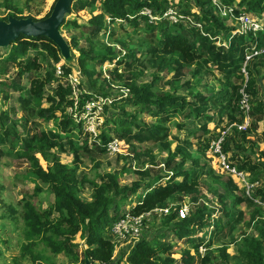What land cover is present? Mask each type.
<instances>
[{
    "label": "trees",
    "instance_id": "1",
    "mask_svg": "<svg viewBox=\"0 0 264 264\" xmlns=\"http://www.w3.org/2000/svg\"><path fill=\"white\" fill-rule=\"evenodd\" d=\"M30 0H26L25 5ZM182 0H73L70 8V14L80 12L85 9L92 10L91 7L96 2L100 4L98 9L94 8L95 12L88 19L89 26H81L82 31H89L90 35L97 34L100 30L106 29V18L110 23L121 21L129 23L137 27L138 21H143L141 27L142 32L152 34V37L157 41L159 47L158 53V69L165 71L166 74H172V78L167 82L172 86L171 90H162L159 93L153 91L155 83L162 79L161 76L153 74L150 82L139 83L135 82L142 73L136 71L130 72L128 81L125 82L129 94L125 99V104L135 108L136 113H128L124 110L123 104H113V117L105 119V125L109 124L107 129L110 130L113 126L115 136L118 138L131 135L133 127L143 123H137L140 114H148L153 121L150 127H145L149 134L160 140L163 149L168 152V158L165 164L171 169V164L178 157L179 162H174L173 176L170 178L156 176L150 183H147L149 189L139 198V203L136 204L130 212L134 215H139L152 210L155 207L167 205V201L178 199L183 200L186 196L194 205L193 209L189 210L188 216L184 219L177 217V212L171 210L170 213L161 219L162 226H167L172 223L170 230L176 236L177 240H185L187 243L193 244L197 249L198 243L194 242L192 236L203 228L211 227L216 234H222V231H232L235 229L233 225L238 217L237 224L242 219L244 213L238 212L237 206L245 202L247 208H253L251 216L254 217L252 229L255 235H246L242 237L243 254L248 260V264H264V219L256 218L259 212L264 211L259 208L250 198H240L234 201L232 191L234 189L231 184L228 188L227 198L228 203L222 201L223 195H219L220 214L226 219L223 223L221 219L213 217L212 210L203 202L198 201L201 195L200 191V174L201 170L194 168L199 166V158L189 153L183 147H177L171 151L170 142L166 141L165 137L170 128L174 127L178 130H186L189 135L193 134L197 125L201 136L210 135L212 133L207 127V124L215 121V118L224 113L226 125L232 123L240 124L244 114L239 108L241 99L240 89H243L250 98L249 116H252L254 125L250 132L255 133V122L264 120V97L257 100L258 91L255 87V79L253 77V67H264L261 63V57L253 59L247 67V80L241 73V61L244 58V49L251 44H256L257 47H264V31L256 32L253 35L239 36L232 38L229 45L224 47H216L215 41L211 38L214 35L220 34L221 31L227 32L223 22L218 14L213 10L212 4L208 0H192L194 6L197 7L198 13L191 10L189 13L191 19L197 20L201 25L204 34L198 32V28L188 27L184 30L181 20L170 23L162 17L163 13L168 9H176V17L185 16L184 11L179 8ZM188 3L190 0H183ZM225 6H235L234 13L252 14L259 18L264 17V0H222ZM2 6L8 10V14L0 20H7L9 17L26 18L31 16L23 15V8L12 0H2ZM53 6V5H52ZM49 12L42 18H46ZM143 9H148L151 15L157 16L159 20L149 24L148 17L142 15ZM194 9V8H193ZM165 23L171 25L165 26ZM210 26L216 27L215 31L209 30ZM78 27L76 21L64 19L60 25V29L69 32L72 28ZM197 28V29H196ZM230 34V32H229ZM228 34V35H229ZM213 35V36H211ZM89 37H86L88 39ZM77 37H72L70 46L77 52L76 59L77 68L83 76L92 78L96 74L94 66H102L105 63H115L118 65L122 60L117 59V54L113 46L99 45L93 46L89 44L87 49L78 47ZM9 54L6 57H1L5 65L17 63L16 75L20 78L32 70H40V63L37 61V56L42 55L46 59H50L53 70V64H61V57L57 47L52 41L45 37H25L20 35L15 41L11 42L7 48ZM29 52H34V56L29 59ZM181 59V60H179ZM172 62L173 65H170ZM182 64H194L193 73L199 74L200 69L205 66H214L219 74L222 75L221 82L224 84L215 93L205 95L200 91L187 97L177 94L180 87V69ZM64 74L71 73V68L65 66ZM5 74V72H3ZM100 74V72H97ZM43 77H35L30 79L28 88V103L35 110V116L43 120L45 123L50 122L54 127V134L61 138L70 135L72 129H77L80 134V124H76L72 116L65 113L66 108L72 105V100L68 99L71 90L68 87H63L56 84V78L53 73L46 70ZM118 79L119 76L115 73ZM55 86L52 91H48L46 86ZM245 87L242 88L243 84ZM186 84H189L187 81ZM18 91L21 87L17 88ZM192 90H196L192 87ZM86 92V91H85ZM90 93H84L80 99L79 105L82 106L84 101L90 97ZM255 99V100H254ZM24 103V102H23ZM45 104V106H43ZM115 105V106H114ZM257 106V115L253 114L252 106ZM116 110V111H115ZM187 112L185 119L193 117L198 121L197 125L183 126L171 120ZM259 114V115H258ZM260 116V117H259ZM141 129V128H139ZM2 130V129H1ZM113 130V129H112ZM142 130V129H141ZM0 131V137L1 133ZM195 134V133H194ZM17 136L16 134L12 137ZM61 136V137H60ZM103 140L106 139L102 135ZM136 139L141 140L137 135ZM247 134L233 128V134L225 140L223 145L224 153H230L232 161L237 165L239 170L254 173L257 171L258 165L250 163L249 151H246L244 143H246ZM87 142L83 141L79 150L85 147ZM74 143H69V148L74 149ZM26 149L12 150L15 156L26 161L31 173L41 183L47 186V189L52 195V202L46 208H37L29 198H22L20 203V211L16 214V210L10 206L7 207L10 216L17 215L21 221L18 254L12 260L11 264H21L20 261H29L30 264H55L52 260L60 254H65L71 259V264L84 263V255H86L91 264H112L114 245L109 234L111 225L121 216L119 203L128 198L129 195H134L140 188V182L134 181L130 186L120 185L118 178L123 175L124 171L114 173L99 174L95 170L94 177L90 179L85 174L78 172V165L64 164L59 159L60 152L64 148L61 145L55 144L54 141L38 140L28 142ZM254 148V145L250 147ZM39 155L45 163L41 165ZM146 154L149 156V161L155 163L154 156L150 152L134 153L136 158ZM187 159L191 160L193 169H184ZM155 165V164H153ZM94 169L98 168V164L94 163ZM144 175H146L144 173ZM206 176L215 181L220 186L223 184L221 176L215 175L210 169ZM161 180L165 182L160 183ZM85 185L92 188V198L90 201L82 200L79 195ZM34 194L40 191L36 184ZM254 197L264 201V190H256ZM260 210V211H259ZM235 213V214H234ZM4 218L3 215H1ZM14 218V216L12 217ZM76 237L83 240L84 249L79 251L76 249ZM174 245L160 242L157 239H145L142 237L128 254H126V263L128 264H177L172 257V248ZM226 247H220L218 251L225 258L224 262H229L230 258L225 255ZM81 258V259H80ZM121 255L119 261L121 260ZM181 261L184 264H192L193 257L187 253L182 256ZM237 264V263H233Z\"/></svg>",
    "mask_w": 264,
    "mask_h": 264
},
{
    "label": "rangeland",
    "instance_id": "2",
    "mask_svg": "<svg viewBox=\"0 0 264 264\" xmlns=\"http://www.w3.org/2000/svg\"><path fill=\"white\" fill-rule=\"evenodd\" d=\"M23 8L24 16H31L37 20L42 19L47 12H49L50 7L53 5L55 0H30L27 5H25L26 0H12ZM176 2L178 0H175ZM211 2L213 10L218 14L227 32L221 31L220 34L214 35L211 38L215 41L216 47H226L232 38H237L239 36L253 35L256 32L264 31V17L259 18L252 14L240 13L235 15V6H225L222 4V0H208ZM100 4L95 3L90 9H85L80 12H73L66 15L65 19L76 21L78 27L72 28L69 32L60 29L64 39L67 41L69 48L71 50L72 58L75 61V65H68L61 63L62 68L65 66L71 68V74L78 78V82L81 84V90L86 91L87 96L101 98L104 105L103 114L102 110H95L94 113L87 116H82L83 120H86L80 126V134H78L77 129H72L70 135L67 137H57L54 134L53 125L48 122L45 123L43 120L35 116V110L27 102L28 100V88L31 78L43 77L46 70H49L54 75V65L53 70L51 66L50 59L42 55L37 56V61L40 63V70H32L31 72L25 74L22 77L16 75L17 63H11L8 66L2 62L0 58V264H11L12 260L18 254V244L20 241V225L21 221L17 216L20 211L19 201L22 198H29L33 205L37 208H46L52 202V195L47 189V186L41 183L36 177L31 173L29 166L26 161L15 156L14 150L26 149L28 142H35L38 140L44 141H54L55 144L61 145L64 148L60 152L59 159L64 164H74L78 165V172L80 174L87 175L90 179L94 177L95 170L99 174L103 173H114L119 171H124L125 173L118 178V183L120 185L130 186L134 181L140 182V188L134 195H129L127 199L121 201L119 204V209L121 213L127 212L130 215H134L130 212L136 204L139 202V198L142 197L146 190L149 189L146 185L150 183L156 176L170 178L173 176V165L176 161L179 162L180 159L177 157L176 160L171 164V169L165 164L168 158V152L162 148L160 140L154 138L153 135L145 129V127H150L153 123L151 116L147 113L140 114L138 116L137 123H143L133 127L131 135H127L124 138H118L115 136L114 128L111 127L110 130L107 129L108 125H105V119L107 117H113V104L124 105L125 112L136 113L135 108L125 104V99L128 97V90L125 88V82H129L130 72L135 73L140 71L142 74L135 79L137 84L147 83L152 79L153 74H157L162 77L160 81L155 83L153 91L159 93L164 90H171L172 86L167 84V82L172 78V74H166L165 71H160L158 69V53L159 47L157 41L152 37V34L142 32L141 27H143V21H138L139 25L137 27L130 25L129 23L121 21H115L113 23L109 22L106 18V29L100 30L97 34L90 35L89 31H82L81 26H89L88 19L91 14L97 13L94 8L98 9ZM179 8L184 11L185 16H181L183 20L180 23L184 26V30L188 27H197L198 32L200 31L203 36L206 34L202 33L203 29L201 25L197 23V20L191 19L189 13L190 11H196L198 13L197 7L194 6L192 0L181 1ZM194 8V9H193ZM171 8H168L169 10ZM165 11L162 15L164 19H167L171 24L175 23L173 19H176L175 14L177 13V8L174 11ZM176 10V11H175ZM143 10L142 12H145ZM8 14L2 6V0H0V18H4ZM142 14V13H141ZM145 15V14H144ZM147 15V14H146ZM246 16L253 21H257L261 28L257 29L256 32L253 28L248 25H243L239 21V18ZM149 24L159 20L157 16H147ZM171 24L165 23V26ZM248 24V23H247ZM216 27L210 26L209 30L211 32L215 31ZM186 31V30H185ZM230 32V34H229ZM229 34V35H228ZM213 36V35H211ZM72 37H77L78 47L87 49L91 43L93 46L99 45L98 47L103 48V46H113L114 51L117 54V59L122 60V63L115 65V63H105L103 66H94L96 74L92 78H87L82 75L80 70L77 68L76 59L78 57L77 52L70 46V41ZM86 37H89L86 39ZM103 45V46H102ZM261 49L264 47H257L256 44H251L248 48L244 49V58L241 61V73L243 74L245 81L247 80V67L249 63L257 57L264 56V53L252 56L251 51L253 49ZM9 54V49H1L0 56L6 57ZM28 59L34 56V52H29ZM247 57H249L247 59ZM261 63L264 66V57H262ZM181 60V59H179ZM63 61V60H61ZM170 65H173L172 62ZM180 69V87L177 90V94L185 95L187 97L192 96L195 91H200L209 95L210 93H215L224 84L221 82L222 75L217 72L214 66H205L200 69L199 74L193 73L194 64L185 65L182 64ZM64 71V70H63ZM253 77L255 79V87L259 92L257 100L261 99L263 101L264 97V67H253ZM5 72V74L3 73ZM100 72V74H97ZM122 76L121 79L115 75ZM189 84H186V82ZM243 84L242 88L245 87ZM55 84L46 86L48 91H52ZM21 87L18 91L17 88ZM195 87L196 90H192ZM243 89H240L241 92ZM82 91L78 93V99H82ZM243 94L249 97L248 108L250 110V96L243 91ZM81 95V96H80ZM242 95V94H241ZM87 99V97H86ZM255 100V99H254ZM86 101V100H85ZM24 102V103H23ZM98 107V101L96 102ZM114 105V106H115ZM45 106V104H43ZM253 114L257 115V106H252ZM116 111V110H115ZM259 115V114H258ZM187 112L176 117L175 120H171L175 125L176 123L183 124L187 128L192 125H197L193 117L185 119ZM85 117V118H84ZM260 117V116H259ZM73 119V118H72ZM73 121L76 124H80ZM243 124L246 129L239 130L237 126ZM254 125L252 116L248 118L243 117L240 124L232 123L231 125H226V118L224 113H220L215 121L207 124L208 129L212 133V138L210 135L201 136V132L197 125L193 134L189 135L187 131L178 130L172 127L168 130L165 137L166 141L170 142L171 151H174L177 147H183L186 151L193 154L199 158V166L195 167V170L200 171L201 167L204 166L201 171L199 182L200 191L202 197L198 201L203 202L210 210H212V215L217 219H221L225 222V218L220 214V201L219 195H223L222 201L224 204L228 203L227 193L228 188L232 184L234 189L232 194L234 196V201L240 198H250L254 205L258 206L264 211V201L260 198L254 197L256 190H264V120L255 122V133L250 132L251 127ZM233 128L238 131L247 134L246 143L244 147L246 151H249L250 163L256 164L257 171L254 173L246 172L244 170H239L237 165L232 161L230 153H224L223 145L225 140L228 139L233 134ZM2 129V130H1ZM113 129V130H112ZM16 134L17 136L12 137ZM102 135L106 137L103 140ZM137 135L141 140L134 138ZM119 141V146L117 150L111 151L108 149V145L112 142L111 140ZM86 141L85 147L79 150L76 147H80ZM74 143V149L69 148V143ZM254 145V148L250 147ZM150 152L155 159V165L149 161V156L146 154L141 155L136 158L134 153L136 152ZM39 158L41 165L44 167L45 163ZM225 157L226 163L236 170V172L244 174L245 179L235 177L234 175H229L223 170V166L220 164V157ZM94 163L98 164V168L94 169ZM184 169H193L190 159H187L184 165ZM212 170L215 175L221 176L223 179V184L225 186H220L215 181H211L210 178L206 176L208 170ZM144 173L146 175H144ZM161 180L160 183H164ZM36 184L39 186L40 191L34 194V188ZM79 197L84 201H90L92 198V188L89 185H85L81 190ZM182 197L183 200H170L167 201L166 206L155 207L152 210L145 212L150 213L148 219H144L141 226L140 235L138 240L132 245V241L125 240L123 242L114 243L115 251H113L112 264H128L126 263V254L130 251L139 240L145 239H157L160 242L166 244L174 245L172 248V257L175 259L177 264H184L181 261L182 256L189 255L193 257L192 264H248V260L243 254L242 237L246 235H255L252 229L254 223V217L251 216L253 208L246 206L245 202L237 206L238 212H243L244 215L240 222L237 224V217L234 222L235 229L230 233V231H222V234L214 233L211 227L203 228L200 232H197L192 236L195 243H198L197 249L193 247V244L187 243L184 239L177 240L173 231L170 230L172 223L167 226H162V217L168 215L171 210L176 211L179 207L186 206L189 210L193 209L194 205L190 204L191 200L186 196ZM10 206L16 210V214L10 216L7 207ZM155 209H168L166 214L161 213L158 215L154 212ZM258 210V209H256ZM260 211V210H259ZM256 218L264 219V213L259 212ZM144 214V213H142ZM235 214V213H234ZM4 216V218L1 217ZM140 215V214H139ZM188 216V215H187ZM186 216V217H187ZM179 220V219H178ZM111 237V236H110ZM112 241H114L113 237ZM76 249L79 251L81 257V251L84 249L83 240L76 237L75 240ZM226 247L225 255L230 258L229 262H224L225 259L222 253L218 251L220 247ZM121 255V260L119 257ZM81 259V258H80ZM55 264H71V259L65 254H60L52 258ZM21 264H30L29 261H20ZM80 264V260L79 263Z\"/></svg>",
    "mask_w": 264,
    "mask_h": 264
},
{
    "label": "built area",
    "instance_id": "3",
    "mask_svg": "<svg viewBox=\"0 0 264 264\" xmlns=\"http://www.w3.org/2000/svg\"><path fill=\"white\" fill-rule=\"evenodd\" d=\"M146 10L145 12H140L142 15L145 14V16H152L150 11L148 9H143ZM142 10V11H143ZM167 11H174L173 9H169ZM147 14V15H146ZM176 17V14H175ZM178 18L182 19L181 16L176 17L174 22H177ZM239 21L243 25H248L253 28V31L256 32L257 29H260L261 26L257 21H253L252 19H249L246 16H242L239 18ZM248 23V24H247ZM252 56L264 53V48L257 49L254 47L253 51H251ZM249 57H247L248 59ZM63 64H65L64 61H62ZM66 65V64H65ZM103 66V65H102ZM54 77L56 78V84L63 86V87H68L71 90V94L69 93L68 99L72 100V105L68 106L66 108L65 113L68 114L69 116L71 115L72 118L80 123V126L86 120H83L81 117L82 116H87L89 114L94 113L95 110H102L103 114V103L101 101V98L98 97H89L84 101L83 105L80 106V98L77 101V95L80 91H82L81 95L83 93H86L85 91L81 90V84L78 82V78L75 75H72L71 73L64 74L63 68L61 64H55L54 65ZM55 84V83H54ZM241 99L239 102V108L244 114L245 118H248V104H249V97L245 94H243V91L241 92ZM80 95V96H81ZM98 101V107L96 106V102ZM85 118V117H84ZM245 121L237 126L239 130H245L246 127L243 125ZM112 142L108 145V149L111 151L117 150L119 146V141L111 140ZM220 164L223 166L224 172H226L229 175H234L235 177H239L242 180L245 179L244 174L240 172H236L234 168H231L225 161V157H220ZM155 213L160 215L161 213L166 214L168 212V209H155ZM177 217L178 219H184L188 215V208L186 206L179 207L177 210ZM150 213H144L140 215H130L127 212H123L121 216L111 225L109 234L111 237H113L114 241H112L113 245L116 242H123L126 239L129 241H132V245L138 240V237L140 235L141 231V226L142 222L144 219H148ZM112 239V238H111ZM114 251H115V246H114Z\"/></svg>",
    "mask_w": 264,
    "mask_h": 264
},
{
    "label": "water",
    "instance_id": "4",
    "mask_svg": "<svg viewBox=\"0 0 264 264\" xmlns=\"http://www.w3.org/2000/svg\"><path fill=\"white\" fill-rule=\"evenodd\" d=\"M72 2L73 0H55L49 15L44 19L9 17L6 21L0 20V51L7 48L20 35L45 37L57 47L61 60L70 66L75 65L69 45L59 28L66 15L70 14ZM83 264H91L86 255Z\"/></svg>",
    "mask_w": 264,
    "mask_h": 264
}]
</instances>
